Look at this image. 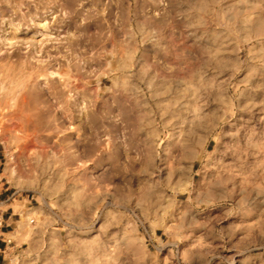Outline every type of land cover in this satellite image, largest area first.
<instances>
[{"label": "rangeland", "instance_id": "374dc122", "mask_svg": "<svg viewBox=\"0 0 264 264\" xmlns=\"http://www.w3.org/2000/svg\"><path fill=\"white\" fill-rule=\"evenodd\" d=\"M1 218L5 264H264V0H0Z\"/></svg>", "mask_w": 264, "mask_h": 264}, {"label": "built area", "instance_id": "2783aa9c", "mask_svg": "<svg viewBox=\"0 0 264 264\" xmlns=\"http://www.w3.org/2000/svg\"><path fill=\"white\" fill-rule=\"evenodd\" d=\"M2 222H3V219L1 218L0 223H2ZM7 242L10 243L12 241L9 239ZM5 250H6V248H1L0 247V252H5Z\"/></svg>", "mask_w": 264, "mask_h": 264}, {"label": "crops", "instance_id": "0c3cea01", "mask_svg": "<svg viewBox=\"0 0 264 264\" xmlns=\"http://www.w3.org/2000/svg\"><path fill=\"white\" fill-rule=\"evenodd\" d=\"M9 217H11V216H9ZM1 256H2V255H0V264H5V261H3V260H5V257L2 258Z\"/></svg>", "mask_w": 264, "mask_h": 264}]
</instances>
